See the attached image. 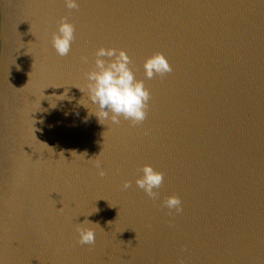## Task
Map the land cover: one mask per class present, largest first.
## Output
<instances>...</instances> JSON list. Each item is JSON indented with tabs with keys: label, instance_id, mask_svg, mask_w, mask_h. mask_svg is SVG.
I'll use <instances>...</instances> for the list:
<instances>
[{
	"label": "water",
	"instance_id": "obj_1",
	"mask_svg": "<svg viewBox=\"0 0 264 264\" xmlns=\"http://www.w3.org/2000/svg\"><path fill=\"white\" fill-rule=\"evenodd\" d=\"M78 4L0 0V264H264V0ZM101 46L150 91L142 125L100 124L79 90ZM158 52L173 72L146 80ZM143 165L164 173L160 200L135 185ZM172 195L180 214L161 206ZM85 220L92 246L76 242Z\"/></svg>",
	"mask_w": 264,
	"mask_h": 264
},
{
	"label": "clouds",
	"instance_id": "obj_2",
	"mask_svg": "<svg viewBox=\"0 0 264 264\" xmlns=\"http://www.w3.org/2000/svg\"><path fill=\"white\" fill-rule=\"evenodd\" d=\"M69 9H78V0H63ZM75 26L68 22L67 17H61L56 31L52 34L51 45L59 57H65L75 41ZM92 66L84 73L86 81L84 93L90 104L95 106L93 113L100 124L120 125L121 120L127 121L131 127H137L147 119L150 108L151 93L144 80L137 79L133 59L123 49L99 47L92 53ZM81 63L88 64L89 58L81 56ZM146 80L155 77L163 78L173 72V68L162 53H154L147 57L143 64ZM107 122V123H106ZM147 131L145 135H147ZM94 167L100 177L105 176L101 161L96 159ZM140 175L135 179V185L153 202L160 200V189L164 184V173L155 170L150 165L139 168ZM132 186L131 181H124L121 190ZM161 206L168 209V214H180L183 211L182 201L172 195L161 201ZM59 210V209H58ZM92 224L85 220L76 228V242L81 246L95 244V233L86 225Z\"/></svg>",
	"mask_w": 264,
	"mask_h": 264
}]
</instances>
